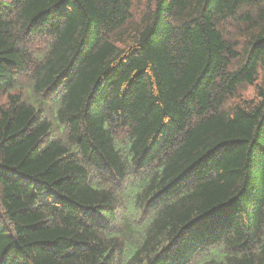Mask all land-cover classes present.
<instances>
[{"label": "trees", "instance_id": "trees-1", "mask_svg": "<svg viewBox=\"0 0 264 264\" xmlns=\"http://www.w3.org/2000/svg\"><path fill=\"white\" fill-rule=\"evenodd\" d=\"M0 264H264V0H0Z\"/></svg>", "mask_w": 264, "mask_h": 264}, {"label": "rangeland", "instance_id": "rangeland-1", "mask_svg": "<svg viewBox=\"0 0 264 264\" xmlns=\"http://www.w3.org/2000/svg\"><path fill=\"white\" fill-rule=\"evenodd\" d=\"M254 88H246L243 92H242V97L245 99L248 98H252L254 96Z\"/></svg>", "mask_w": 264, "mask_h": 264}]
</instances>
